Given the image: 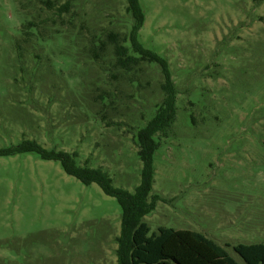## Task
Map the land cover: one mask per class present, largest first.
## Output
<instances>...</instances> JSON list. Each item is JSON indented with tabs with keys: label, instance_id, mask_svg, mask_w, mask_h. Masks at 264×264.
<instances>
[{
	"label": "rangeland",
	"instance_id": "374dc122",
	"mask_svg": "<svg viewBox=\"0 0 264 264\" xmlns=\"http://www.w3.org/2000/svg\"><path fill=\"white\" fill-rule=\"evenodd\" d=\"M47 1L0 0V150L28 139L76 151L133 192V139L162 100L159 67L114 65L107 35L128 32L126 0ZM139 3L138 41L167 61L176 90L153 156L162 201L143 221L198 232L243 264L234 245L264 244V0ZM120 217L58 161L0 155V264H116Z\"/></svg>",
	"mask_w": 264,
	"mask_h": 264
},
{
	"label": "trees",
	"instance_id": "16d2710c",
	"mask_svg": "<svg viewBox=\"0 0 264 264\" xmlns=\"http://www.w3.org/2000/svg\"><path fill=\"white\" fill-rule=\"evenodd\" d=\"M46 4L50 6L49 0ZM63 10H66V6L60 7L58 13ZM125 10L132 19L128 32L123 36L118 33L107 35L114 65L125 72L132 71L142 62L157 65L162 76L160 89L163 94L154 115L138 129L133 139L142 164L139 183L134 191L113 186L108 174L100 167L88 166L87 160L82 165L78 164L76 151L47 150L27 139L0 150V155L35 153L41 159L58 161L67 175L85 185L94 183L105 195L114 198L121 210L116 239V264H240L223 247L198 232L159 227L156 232L150 233L148 225L143 221L144 216L154 210L156 203L162 201L159 195L151 193L153 156L174 120L176 90L167 61L144 48L138 41V31L144 21L139 0H126ZM36 28L37 24L33 20L22 24L20 32L23 40L37 34ZM232 250L243 264H264V244L238 243Z\"/></svg>",
	"mask_w": 264,
	"mask_h": 264
}]
</instances>
